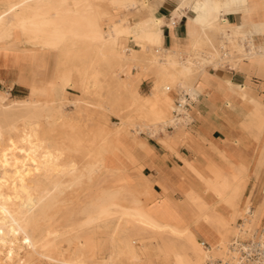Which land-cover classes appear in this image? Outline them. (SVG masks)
<instances>
[{
  "label": "bare ground",
  "instance_id": "6f19581e",
  "mask_svg": "<svg viewBox=\"0 0 264 264\" xmlns=\"http://www.w3.org/2000/svg\"><path fill=\"white\" fill-rule=\"evenodd\" d=\"M93 1L0 0V72L13 67L18 70L17 78L25 81L29 75L31 84V92L27 97L11 101H7L8 92L0 89V261L4 255L11 253H5L7 246L13 245V250L16 248L19 251L23 248L24 241L33 247L36 263L47 259L55 264H207L212 255L220 256L228 245V225L233 215L227 219L215 210L206 211L204 219L217 228L219 240L202 247L200 245L207 244L206 241L200 244L193 236L190 225L181 226L159 219L152 209L154 192L150 190V184L137 190L132 200H127L123 193H131V190L126 189L120 180L123 168L128 166L123 160L120 146L122 139L128 136L121 135V127L99 124L100 128L106 130L107 127L109 131L106 134L89 131L84 140V135L80 133L72 138L73 130L77 129L76 120L80 118L75 111L84 107L91 114L95 111L98 113L102 108L106 109L105 101L111 95L108 93L107 97L105 92H101L102 88L98 87V96H94L97 100H91V89L83 91L81 88L85 79L81 74L77 83L82 94L71 99L67 96L66 89L76 82L74 71L68 69L60 72L57 67H52L48 77L36 78L31 66L41 60L45 52L53 54L61 48L75 49L79 42L87 40L92 46L107 48L119 58L118 63L127 66V69L132 64V71L127 74V78L134 75L139 81L149 66H155L159 74L155 88L144 102H140L141 105L135 109L134 115H130L129 121L136 122V117L143 118L151 122L148 126L145 125L151 132H166L167 127L174 123V104L167 87H177L194 98V84L203 75L197 71V62L218 60L219 66L226 58L230 57L232 61L240 56L248 57L252 68L264 67V17L261 16V7L244 8L251 16L246 33L242 28L234 30L233 25L224 23L225 19L220 12L225 2L203 0V4L197 5V16L193 17L202 26L203 33L194 39L191 50L180 52L179 64L175 55L170 58L172 50L163 46L162 19L135 12L138 0H102L108 8L114 9L113 19L107 29L102 27L101 21L105 10L110 9L95 8ZM133 13L136 18L130 16ZM211 27L218 33L213 34L215 36L212 38H223L222 49L228 43L232 45V50H228L230 55L228 52L220 55L219 39L215 45L211 44L208 51L195 48ZM258 37L263 44L257 43ZM130 41H134L138 47L130 46ZM153 48L156 51L154 53ZM236 51L239 53L232 54ZM198 54L200 58L196 56ZM52 66H55V61H52ZM132 86L133 83L130 82L129 87ZM127 92L132 96V103L138 102L140 96L134 88H129ZM102 95L106 97L101 98ZM241 95L244 96L245 92L242 91ZM69 104L75 110L73 113L67 108ZM108 108L116 114L115 109L120 110L116 100ZM187 116L190 117L189 112ZM104 119L107 121L108 118ZM184 126L181 124L175 127L183 132ZM57 127L64 129L66 135L56 137L54 130ZM4 141L6 146L1 145ZM79 150L81 153L84 150L81 155H84V160L83 157L81 161L78 160L81 156L75 158L77 156L74 154ZM116 160L123 168L114 164ZM107 173L113 177V184L108 186L104 185ZM78 189L87 194L80 210L86 215L83 222L97 226L90 228L82 236L74 223L68 229L65 227L67 231H74V235L68 237L74 249L67 252H62L61 249L62 251L53 254V249H39L48 244L55 245V240L60 235L57 229L44 232L40 227L53 213L50 210L70 203L65 194ZM143 194L144 197L141 198ZM123 199L128 203H124ZM196 201L198 206L204 205L202 198H196ZM253 211L249 209L246 213L251 218L245 216L246 223L240 227L242 233L250 231L249 225L255 216ZM118 212L124 215L111 228V224L117 220ZM72 215V211L67 213L69 218ZM198 216L195 215L196 220ZM157 230L162 231L164 255L159 260L150 257V260L143 263L141 257L147 251L143 250L144 247L137 242L135 236L141 233L144 238L151 237ZM106 240L112 245L110 253L105 252ZM122 253L129 261L123 259ZM191 253L196 254L197 258L192 259Z\"/></svg>",
  "mask_w": 264,
  "mask_h": 264
},
{
  "label": "crops",
  "instance_id": "0c3cea01",
  "mask_svg": "<svg viewBox=\"0 0 264 264\" xmlns=\"http://www.w3.org/2000/svg\"><path fill=\"white\" fill-rule=\"evenodd\" d=\"M221 1L225 2L220 12L224 23L248 24L251 16L244 10L248 6L261 7L264 17V0ZM203 2L138 0L135 12L161 18L163 46L185 53L203 33L202 26L193 19L198 13L197 5ZM213 13L216 14L214 9ZM256 40L261 41L259 37ZM197 64L205 68L206 73L194 84L195 97L189 106L191 122L184 131L174 128L166 132L152 131L150 135L140 130L135 138L125 134L128 137L122 139L120 148L125 164L137 174L133 184L138 185L139 190L150 184L154 192L152 209L159 219L190 225L200 240L211 245L219 240V231L204 218L198 222L195 215L215 210L228 219L236 215L237 203L240 209L246 207L249 196H253L260 211H264V67L252 68L248 57L231 64L223 61L219 66L214 62ZM4 76L7 75H0V78ZM153 76L156 84L159 74L155 66H149L139 89L143 91L148 86L145 91L150 94L155 86L151 87ZM18 82L29 86L27 97L31 92L29 75L25 81ZM18 82H13L9 88H15ZM72 87L78 88L74 84L66 89L69 98L80 95L79 91L70 97ZM170 96L176 100L178 88L171 91ZM196 198L204 200L202 207L197 205ZM230 200L233 203H229ZM253 208H246L245 214ZM254 221L256 218H252L251 228Z\"/></svg>",
  "mask_w": 264,
  "mask_h": 264
},
{
  "label": "rangeland",
  "instance_id": "374dc122",
  "mask_svg": "<svg viewBox=\"0 0 264 264\" xmlns=\"http://www.w3.org/2000/svg\"><path fill=\"white\" fill-rule=\"evenodd\" d=\"M93 4L95 6V8H103V10L107 9V4L102 1V0H94ZM144 5V3H143ZM142 7V6H141ZM110 9V8H108ZM105 14H104V18L102 19L101 23H102V27L104 29H107L108 24L111 23L112 19H113V14H114V9L111 8L110 10H105ZM109 11V12H107ZM139 14V13H138ZM133 18H136L134 13L130 15ZM250 25V23L248 22V24L245 25H240V26H236L233 25V29L234 30H242L244 32H248V26ZM213 34H218L216 31L213 30V28L211 27V29L209 28V30L207 29V34L204 35V37H202L197 46H195L196 49H204L203 51H208L209 49H211V44L213 43V45L216 44L217 40L216 38H212V36H215ZM209 36V37H208ZM208 37V38H206ZM248 38V37H247ZM223 41V38L221 37V39L219 38L218 42V48L220 51V55L222 56V54H224L225 52H228V50H232V47L226 46L224 49H222L221 47V42ZM262 41V40H261ZM261 41H258L259 44H263ZM257 42V43H258ZM196 43V42H194ZM129 45L132 47H138L136 45V43L134 41H130ZM193 44L191 46V48L189 50H191L193 48ZM210 47V48H209ZM208 48V49H207ZM152 52H156L155 49H152ZM244 52V51H243ZM176 53V54H175ZM204 53V52H203ZM229 53V52H228ZM239 51H236L232 54L236 55L238 54ZM240 53H242V51H240ZM147 54L150 55V53L147 52ZM231 53H229L230 55ZM169 55L173 57L175 55L176 57V61L179 62V64L181 63V53L179 51H170ZM196 56H200L199 54ZM202 56L207 57L205 55L202 54ZM54 57V58H53ZM201 57V56H200ZM199 57V58H200ZM240 58V56L234 58V61H238ZM118 57L113 55L107 48H97L95 45L92 46V44H90V42L85 41V42H79L78 46L75 49H66V48H61L59 50H56V52L54 51V53L49 54L48 52H45L42 55L41 60H39L37 63H34V66H31V70L33 71V75L37 78V77H48L50 75V71L52 70V67H57L58 71L62 72V71H66V70H70V71H74V78L76 80L75 82V87L77 86L78 90L76 88H71L69 89V96H75L76 94H82L79 86V80L81 79V76L83 75L85 77L83 84L81 86V88H83V91H86L88 88L91 89L88 90V92L90 91V95H91V100L96 99V97L98 96L96 93H98L96 90H98V87H101L102 90L101 92H105L106 96L108 97V93L111 95V97L108 99H106L105 101V105H106V109L102 108V110H100L98 113L97 111L93 112V114H91L88 110H84L86 108H81V109H77V111H75L73 109V106L71 104H69L67 106V108H69L68 110L70 112H76V114H78L80 116V118L78 120H76V126L77 129L73 130V134H72V138L77 136L78 133H80L83 136V140L87 138V134L89 131H97L106 134V132L109 131V128L106 127L102 129V127H99V124L102 125H108L111 126V124L115 127L120 126L121 127V135L122 136H126L125 134H127L128 136H132V137H137V135L139 134L140 130H143L145 132H148L150 135H153L152 132H150V130L148 128L145 127L148 126L149 123H151L150 121H146L143 118H138V120H136V122H130L129 119H131L130 115H134L135 114V109L138 108V106H140V102H144V100L146 98H148V96L150 95L148 92L146 93V89H148V86L146 88L142 90L139 89V83L142 79L138 81L137 79H135V77H130L127 78V74L132 71V64L130 65V68L127 69V66L121 65L120 63H118ZM236 59V60H235ZM231 61V58H226L224 61ZM49 61H51L49 63ZM52 61H55V66H52ZM200 65H204V64H208V63H212L214 62L215 65H218V60H208V61H199ZM177 63V65H179ZM225 64V63H224ZM197 71L198 73H204L205 68L199 66L197 64ZM200 67V68H199ZM148 69V68H147ZM146 69V70H147ZM30 70V71H31ZM7 75L4 76L3 79L0 78V89L4 90L5 92H8L9 96L7 97V101H11L13 99H17V98H23L25 97L28 92H29V86L26 83H22V82H18L21 81L20 78H17L18 75V70L14 69L13 67H8L6 69L1 70L0 75ZM82 74V75H81ZM145 74V73H144ZM13 82H18L19 84L13 88L10 89L9 87L13 84ZM130 82L133 83L132 87H129ZM155 84V77L153 76V83L152 86L153 87ZM156 85V84H155ZM138 87V90H137ZM129 88H134L136 93L140 96L138 102H136L135 104L132 103V96L128 94L127 91H129ZM155 88V86H154ZM177 88V87H174ZM153 90V89H152ZM142 95H140L139 93ZM152 92V91H151ZM95 94V95H94ZM149 94V95H148ZM96 96V97H94ZM105 95H102L101 98H105ZM77 96L71 98V99H75ZM115 97V98H113ZM193 97V96H192ZM113 98V99H112ZM115 100L118 102V108L120 110H116L117 114L115 112H111L108 108L109 105H111L112 103H115ZM172 104H174V101H172ZM88 106V105H86ZM171 107V105H170ZM171 114V112H170ZM134 117V116H132ZM104 118H108L107 121H105ZM121 121H123L124 123L121 124ZM143 121H146L143 122ZM101 122V123H99ZM103 122V123H102ZM136 125H139V127L137 128ZM184 126V125H183ZM185 128V126H184ZM64 129H60L59 127H57L54 130V133L56 134V137H59V135L65 134V132L63 131ZM102 130V131H100ZM158 131V130H156ZM182 132V131H180ZM159 133V132H157ZM66 135V134H65ZM160 141H163L161 138H159ZM5 144V145H4ZM6 141H4L1 145L2 146H6ZM80 147V146H79ZM83 147V146H82ZM2 148V147H1ZM82 151V150H81ZM77 154H74L75 158H79L83 153L84 150L82 151V153L79 151L75 152ZM81 153V154H80ZM83 157V158H82ZM81 158L84 160V155L81 156L78 160L81 161ZM116 166L119 168H123V165L118 162L117 160L115 161ZM123 174L121 175V180L120 182L123 183V185L126 187V189H130L131 193L129 192H125L123 193V197H125L127 200H132L133 196L136 195L137 190H139L138 188H140L138 185H134L133 184V180L136 179L137 174L135 173L134 168H129V167H125L123 168ZM106 177V181L104 183V185L108 186L113 184V177L111 174L107 173L105 175ZM231 186V185H230ZM68 195V196H67ZM65 196L67 197L66 199L70 202L67 205H59L55 208L52 209V211L50 210L51 213L45 221H43V223L41 224V228L43 229L44 232H47L49 230H53V229H57L58 232L60 233V235L56 238L55 240V245H46L43 247H39V249H53V254L58 253L59 251L62 252H67L69 249H74L73 244H70L68 241V237L70 235H74V231H67V229L71 226V224H75V226L77 225V229L79 232V235H84L85 232L87 230H89L90 228L93 229L94 227L97 226V224H90V225H86L83 220L85 218V213H81V207L84 205L85 201H86V196L87 194L82 192L81 189L78 190H73V191H69L67 192V194H65ZM144 197V194L141 195V198ZM73 198V199H72ZM126 199H123L124 203H128V201ZM248 200V201H247ZM232 200L229 201V203H231ZM247 201V205L246 207L243 209H240L239 203H237L235 205V213L236 215L232 216L233 219H231L229 221V235L227 238V243H229L233 237L236 236H242L244 238L248 237L251 235V233L254 231H257L259 234L262 233L263 227H264V211L261 212L260 208L258 207L256 201L253 199V196H249L248 199H246ZM245 201V202H246ZM251 204L254 206H251ZM245 205V203H244ZM243 205V206H244ZM68 206V207H67ZM251 207L254 210V218H256V221H254L253 223H251V225H253V229L250 228V231H248L249 233H242L240 231V227H242V225H238L240 223L239 219L240 218H245L244 220L246 221V217H248V219L251 218V215H247L245 214V209ZM56 209V210H55ZM58 209V210H57ZM69 211L73 212V215L71 216V218H69L67 216V213ZM205 213H201L199 214V216L197 217V219L199 220L200 218H205L207 216ZM118 216L116 217L117 220L115 219V221L113 222V224H111V228H113L114 226H116L114 223H119L118 222V218L120 219V216L123 217L124 214L118 212L117 214ZM76 216V217H75ZM246 216V217H245ZM60 218V219H59ZM59 220V222H57ZM71 221V222H70ZM244 221V223H246ZM58 223V224H57ZM84 224V225H83ZM67 227V229L65 228ZM250 227V225H249ZM65 228V230H64ZM191 231L193 232V236L201 243H204V241L200 240L197 235L196 232L190 227ZM62 230V232H61ZM67 233H66V232ZM161 234L162 231L161 230H157L155 233L152 234L151 237H143L141 233H138L135 236V239L137 240L138 243H141L142 246L144 247L143 250L146 252L147 254L141 257V261L143 263H145L146 261L150 260L149 258H154L159 260L160 258H162V256L164 255V249L162 246V239H161ZM13 246V245H12ZM12 246H7V249L5 250V253L11 252L8 255H4L3 258L0 261V264H55L52 261H47V259H42L41 262L42 263H36L35 259L36 256L33 254V247L31 246V244L29 242H24L22 241V247L21 250L19 249L16 250V248L13 250ZM200 246L202 247H207L209 246L208 244H201ZM12 247V248H11ZM56 247H60V248H56ZM105 252L106 253H110L112 251V245L111 242L109 240H106L105 242ZM227 245L224 247L226 248ZM223 248V249H224ZM12 249V250H11ZM62 249V250H61ZM11 250V251H10ZM18 251V252H17ZM32 251V252H31ZM15 252V253H14ZM31 254H29V253ZM28 253V254H27ZM213 254V253H211ZM215 254V253H214ZM191 258L195 259L197 258L196 254L191 253ZM123 259H126V261L128 260L127 257L125 256L124 253H122ZM10 259H9V258ZM13 261H12V258ZM31 261H34V263H31ZM129 261V260H128Z\"/></svg>",
  "mask_w": 264,
  "mask_h": 264
},
{
  "label": "built area",
  "instance_id": "2783aa9c",
  "mask_svg": "<svg viewBox=\"0 0 264 264\" xmlns=\"http://www.w3.org/2000/svg\"><path fill=\"white\" fill-rule=\"evenodd\" d=\"M229 64L233 62H227ZM174 87H167L168 92L173 91ZM179 91V96L174 100V107L172 115L174 123L170 124L167 129L171 130L181 124L188 125L191 122V118L187 116L189 112V106L194 98L190 93L185 91ZM248 215H250L248 213ZM238 225H243L244 218L239 219ZM264 228V227H263ZM249 233V232H248ZM206 245V244H205ZM207 264H264V235L257 231L252 232L250 236L244 238L242 236L233 237L228 243L227 247L223 250L220 256H211L208 259Z\"/></svg>",
  "mask_w": 264,
  "mask_h": 264
}]
</instances>
